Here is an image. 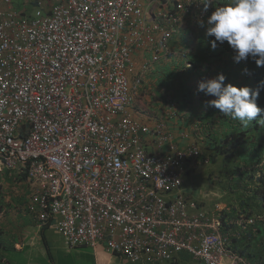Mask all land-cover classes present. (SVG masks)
<instances>
[{
    "label": "built area",
    "instance_id": "built-area-1",
    "mask_svg": "<svg viewBox=\"0 0 264 264\" xmlns=\"http://www.w3.org/2000/svg\"><path fill=\"white\" fill-rule=\"evenodd\" d=\"M31 1L30 16L12 0L0 8V172L35 183L28 213L41 227L54 221L69 247L103 244L131 262L186 252L202 264H250L231 247L238 234L182 190L202 145H181L163 119L151 126L132 114L133 52L169 51L201 2L156 13L145 0Z\"/></svg>",
    "mask_w": 264,
    "mask_h": 264
},
{
    "label": "crops",
    "instance_id": "crops-1",
    "mask_svg": "<svg viewBox=\"0 0 264 264\" xmlns=\"http://www.w3.org/2000/svg\"><path fill=\"white\" fill-rule=\"evenodd\" d=\"M220 2L223 3L224 0ZM144 3L148 9H162L171 5L168 0H145ZM32 5L31 0H12L11 4L23 13L32 11ZM3 7L5 4L0 0V8ZM25 7H28V11ZM215 8L216 4H212L209 14L202 19L205 25ZM214 39L215 37L206 35V27H200L198 22L187 20L183 21L178 31L170 38L168 52L164 49L159 53L138 49L134 58L137 68L143 72L144 82L141 89L143 96L135 103L139 107L135 108V115L141 121L153 125L155 115L165 104L166 97L174 99V106L180 110V115L170 117L171 133L180 140L181 145L186 142L197 143L202 145L207 155H213L215 152V161H212L211 165H205L204 162L186 175L183 191L204 203L211 211H225L223 220L230 224L236 223L242 219V215L247 214L244 212L248 210L245 204L251 203L252 200L257 205L255 196L248 190V187H253V182L245 180L248 173L240 174L239 171L247 166L243 159H240L242 154H250L252 158L261 156V160L264 159V125L257 122L264 118V112L247 127H242L240 121L231 117H227L229 122H224L218 109L208 107V102L216 97L206 96L199 91L201 81L223 74L226 77L225 85L230 83L237 87L247 86L253 89V79L247 71V60L236 62V53L226 41L223 44L217 42L216 48L213 49ZM155 56L159 58L155 59ZM142 67H145V70ZM234 126L240 129H232ZM251 126L254 127L251 129ZM242 128L246 131V138L238 147L229 150L228 154L234 151L236 155L226 157L224 147L240 135ZM182 132L187 134L186 139L180 136ZM226 134L231 136L227 138ZM148 148L156 150L151 144ZM235 166L238 169L234 168ZM245 168L246 172L250 171L249 167ZM260 169L263 170L264 165ZM13 175L16 176L15 171L8 168H3L0 172V194L9 190V196L0 200V264H201L189 258L187 253H182L181 258L178 257L179 260L149 263L126 260L108 252L103 244L96 248L82 245L69 247L54 221L41 227L32 215L26 212L27 198H22V194L29 191L30 195V188L25 181L12 180ZM224 183L225 186H221ZM17 197L21 200H17ZM238 211L242 213L235 219ZM257 213L260 212L255 210L250 214ZM256 227L264 229V217L258 221ZM234 229L239 230L240 226L235 224ZM256 237L260 243H264L263 231L252 232V240ZM256 249L253 247V251ZM260 254L264 259L263 250H258L251 260H261Z\"/></svg>",
    "mask_w": 264,
    "mask_h": 264
},
{
    "label": "clouds",
    "instance_id": "clouds-1",
    "mask_svg": "<svg viewBox=\"0 0 264 264\" xmlns=\"http://www.w3.org/2000/svg\"><path fill=\"white\" fill-rule=\"evenodd\" d=\"M168 1L171 2L172 4L173 1H177V0H168ZM199 1L201 2V5H202L200 10H197L193 15L186 14L184 18L182 19L181 23L176 27V30L175 32H173L172 35H174L178 31L183 21L192 20L194 22H198L200 27H206L207 36L215 37V39L212 41L213 49L216 48L217 42H219L220 44H223L226 41L236 53L234 57L236 62H240L244 60L248 61L250 57H253L255 58V63L258 67H264V0H224L223 3H221L220 0H199ZM212 4H216L215 11L207 19V22L205 25V21H203L202 19H204L209 14V11L212 8ZM153 10L154 12L157 13L158 10L160 9L153 8ZM26 13H23V14H26ZM153 21H154V18L151 20V22ZM153 35L155 38H158L159 36L158 34H155V33ZM169 40H168V46H169ZM160 46L161 44L156 43L155 46H153V48L140 47V48H137L133 52V60L135 62L136 71L131 74L130 79L131 80L135 79L134 77L136 76V73L140 74L141 78H140V84L137 86V88L135 89L133 88L132 90L133 92L131 94L132 96V107L131 108H132L133 116L137 118L139 121L141 120L135 115V112H137L135 111V108L137 107L135 103L139 101L138 98H141V96H143V93H141V89L143 88L144 81H143V72L137 68V61L134 58V54L138 49H146V50H151L156 53H159L162 50V48H159ZM169 50H170V47H169ZM158 58L159 56H155V59H158ZM247 61L246 63H248ZM148 66L149 65H147L146 67L148 68ZM142 68L145 70V67H142ZM247 71L249 75L251 76L248 69ZM144 74H145V71H144ZM225 80H226V77L223 74H219L216 78L201 81L199 83V91L203 92L206 96L216 97V99L208 102V107H213L215 109H218L223 116L231 117L233 120H238L241 122L242 126L247 127L249 123L253 122L260 115L261 112H264V109H261L260 107L257 106L259 90H253L247 86L237 87L230 83L225 85L224 83ZM253 86H255L254 79H253ZM165 100H166L165 104L160 107L158 113L155 115V118H154L155 123L153 125L146 123V122L144 123L151 125V126H155L160 121V119H163L165 121V124H167L168 127L170 126L169 125L170 116L168 115L165 117L162 116L161 110L169 106L170 111L176 110L177 112H179L178 115H180V110L178 111L176 107L174 106V99H172V97L171 98L166 97ZM174 116H171V117H174ZM257 122L261 125H264V118H261ZM153 147L156 149L155 146ZM202 150H203V153L201 155V162L204 163L205 162L204 159L208 157L209 160L205 162V165L206 164L211 165L213 163L212 162L213 155H207L204 152L206 150L203 147H202ZM151 151H155V150H151ZM257 162L254 163L255 164L254 166L256 167V169L258 168L257 173L259 175L263 171L260 169V167L264 165V159L260 161L259 163ZM245 167H243L239 171V173L240 174L248 173L247 179L245 180H251L254 184L252 188L250 187L248 188L255 191L256 187L259 184V181H257V178H253V179L250 178V175L252 174V169L249 168L250 171L246 172ZM234 168L238 169L237 166H235ZM257 189L259 188L257 187ZM254 191H250V192L252 196H255L257 205L252 200H251V203L245 204L248 210L244 212L247 214L242 215L241 216L242 219H240L236 223L232 222L230 224L225 223L223 220L222 216L224 215L225 211L223 212H219L217 210L211 211L204 206V203L199 202L196 198L186 193V191H183V192L186 193L190 198L195 199L198 202L199 206L206 209L208 212L210 213L215 212V214H218V216H220L221 226L224 231H230L231 233L238 234V236L232 238L231 247L240 253V251L241 250L244 251V249H242V247L241 249L234 248L233 247L234 244H232L233 239L234 238L238 239V238H241L243 235L251 233L252 232L251 229L249 231L248 229L253 226L256 227L258 225V221L261 220L262 217H264V194L262 195L261 194L262 192H257V195H254ZM255 210H257L260 213L249 214ZM26 212L28 211L26 210ZM241 213L242 212L238 211L235 214V219L239 218ZM235 224H238L240 226L239 230L234 229ZM263 245L264 243H260L258 241V247L256 246H253V247L260 249V247ZM182 253H186V252H181L180 254ZM178 255L174 259L176 258L178 259ZM242 255L245 256L249 260L250 264H264V259H261L259 261H253L247 255L245 254H242ZM190 258L195 261H198L194 259L193 257H190ZM169 261H174V260H169ZM199 262L202 264L201 261ZM149 263H156V262H149Z\"/></svg>",
    "mask_w": 264,
    "mask_h": 264
},
{
    "label": "trees",
    "instance_id": "trees-1",
    "mask_svg": "<svg viewBox=\"0 0 264 264\" xmlns=\"http://www.w3.org/2000/svg\"><path fill=\"white\" fill-rule=\"evenodd\" d=\"M247 62H248L247 63V69L249 70L251 76L255 80V86H253V90H259V97L257 99V106L260 107L261 109H264V67H258L256 65V63H255V58H253V57H250ZM222 118H223L224 122H229V119L227 118V116H222ZM252 127H254V126H251L250 128L252 129ZM232 129L238 131V129H240V127L234 126ZM226 135H227V138L231 136L229 134H226ZM245 135H246V131L242 128V131L240 132V135L237 136L232 142H230L229 144H227L224 147V151L223 152H225V156L226 157H231V156L236 155L234 151H232V152H230V154H228L229 150L231 148L238 147V144H240L241 141L246 138ZM224 143H226V142H224ZM214 154H215V152L213 153V161H215V157H214L215 155ZM256 157L257 156H255V157L253 156V158H252L250 154L249 155L242 154L240 159L241 160L243 159V162L247 165L246 167H249V168L252 169V174L250 175V178H252V179L253 178H257V181H259V184L257 186L259 189H257V187H256L255 191L252 190V189H248V190L249 191H254V195H257V192H262L261 194L263 195L264 194V169H263L262 173H260L258 175V173H257V169L258 168L256 169V167L254 166L255 162H257V161L260 162L263 159L261 160V156H259L258 158H256ZM253 160L255 161L254 163L252 162ZM259 162H257V163H259ZM11 179L14 180V181L15 180L21 181V182L25 181L26 184L30 188V194L33 191V187H34L35 183H33L30 180V178L28 177L26 172L20 173V175L16 174V176L13 175L11 177ZM251 231L255 232V233H257V231H263V236H264V229H262V228L253 226L251 228ZM252 232L249 233V234L243 235L241 238H238V239L234 238L233 239V244H234L233 247L236 248V249H239L237 247H242V249H244V251L241 250L240 253L247 255L250 259L254 258V255L256 254V252L258 250L259 251L263 250V253H264V245L261 246L260 249H256V251H253V246L258 247V241H257L258 237H256V239H255L256 241L252 240ZM181 256H182V254L178 255L179 259L181 258ZM260 257H261V259H263L261 254H260ZM176 259L173 258V260H176Z\"/></svg>",
    "mask_w": 264,
    "mask_h": 264
},
{
    "label": "rangeland",
    "instance_id": "rangeland-1",
    "mask_svg": "<svg viewBox=\"0 0 264 264\" xmlns=\"http://www.w3.org/2000/svg\"><path fill=\"white\" fill-rule=\"evenodd\" d=\"M28 5V4H27ZM17 8V10H19V11H21L18 7H16ZM28 7H25V10L27 9ZM32 11H28V9H27V13H26V16H30V15H32L33 13H34V10L35 9H33V7H32V9H31ZM193 70H195V68L193 69ZM196 72H197V70H195ZM217 181H219V180H217ZM220 186V185H219ZM221 186H225V183L224 184H222ZM19 188H20V185H19ZM25 191V190H24ZM29 191H25V193H23L22 194V198H27L28 199V195H29V193H28ZM7 196H9V190L7 189L6 190V192L4 193V194H0V200L2 199V198H6ZM18 196V195H17ZM17 200H21L19 197H17ZM189 258H190V256H188Z\"/></svg>",
    "mask_w": 264,
    "mask_h": 264
}]
</instances>
